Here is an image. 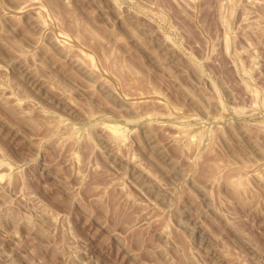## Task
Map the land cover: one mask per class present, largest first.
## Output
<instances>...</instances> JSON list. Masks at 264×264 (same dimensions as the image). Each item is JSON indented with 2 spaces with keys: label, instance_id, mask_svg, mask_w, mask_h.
<instances>
[{
  "label": "rangeland",
  "instance_id": "rangeland-1",
  "mask_svg": "<svg viewBox=\"0 0 264 264\" xmlns=\"http://www.w3.org/2000/svg\"><path fill=\"white\" fill-rule=\"evenodd\" d=\"M0 264H264V0H0Z\"/></svg>",
  "mask_w": 264,
  "mask_h": 264
}]
</instances>
